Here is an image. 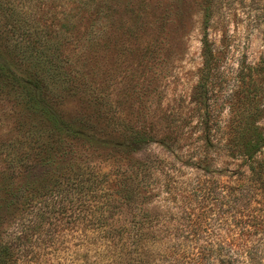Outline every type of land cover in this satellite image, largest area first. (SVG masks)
<instances>
[{"label": "rangeland", "instance_id": "374dc122", "mask_svg": "<svg viewBox=\"0 0 264 264\" xmlns=\"http://www.w3.org/2000/svg\"><path fill=\"white\" fill-rule=\"evenodd\" d=\"M7 3L21 14L36 10L25 0ZM137 3L119 0L112 32H103L102 18L91 37L76 9L80 0L58 1L39 23L79 72L76 84L49 83L57 118L75 133L28 115L22 95H0V229L25 218L18 207L23 196L45 191L54 179L63 184L70 170L84 180L95 170L110 178L98 186L104 194L94 199L93 217L80 207L73 215L66 202H51L48 214L41 208L32 260L123 264L99 232L133 228L142 217L158 243L173 244L177 232H192L190 240L201 244L259 246L264 264V174L253 180L249 170L250 162L264 166V147L253 159L245 155L264 138V0H150L143 13ZM62 25L68 33L54 39ZM205 36L220 63L201 83ZM91 40L98 45L85 50ZM87 89L101 97L104 117L98 122V109L84 97ZM129 132L145 141L128 144ZM119 178L137 197L134 210L120 198L125 184ZM189 210L194 223L185 219ZM249 214L257 220L249 221Z\"/></svg>", "mask_w": 264, "mask_h": 264}, {"label": "trees", "instance_id": "16d2710c", "mask_svg": "<svg viewBox=\"0 0 264 264\" xmlns=\"http://www.w3.org/2000/svg\"><path fill=\"white\" fill-rule=\"evenodd\" d=\"M25 1L34 3L36 10L21 14L9 6L7 0H0V20L5 21L3 23L5 30L0 27V43L4 51V54L1 53L0 55V95H22L24 108L27 110L28 115L33 114L41 123L50 126L58 124V129L61 132L65 131L73 134L75 133L74 128L67 126L55 114L56 108L53 106L52 99L54 97L55 101L56 95L50 90L49 83L58 78V81L64 83L76 84L81 81L78 77L79 72H73L70 59L67 57L61 58V46L57 48L55 44L58 45V42L52 40L53 36L49 31H44V26L47 25L39 27L41 21L44 23L45 15L50 14L52 9H56L57 2L60 0ZM130 4L134 3L131 2ZM44 5L50 7L44 10ZM115 6H119V0H80V5L76 9L79 11V16H81L83 22H87L88 26L85 27V32L90 34V37L96 35L95 32L92 33L93 28L102 18L107 20L103 23V32L105 29L112 32L114 18L119 14ZM149 6L150 0H138L136 9H138V13H143L147 12ZM133 12L136 11L133 10ZM136 15L141 20L145 19L140 14ZM37 16L38 18H36ZM63 25L58 31L54 32V39H60L62 33L64 35L68 33L63 29ZM94 43L95 41L91 40L85 50L91 51L98 45ZM202 54L204 67L201 83L210 77V73L220 63L207 36L203 39ZM83 56L85 58L83 63H88V58L85 55ZM7 57L12 59V62ZM14 63L18 67L14 66ZM64 68H66V71H61ZM82 78L85 81L86 74L84 72ZM84 97L89 104L92 103L98 109L95 111L96 113H93L94 119L96 121L99 118L102 119L104 114L101 112L103 110L101 97L94 95L88 89ZM107 120L109 125L114 122L112 119ZM86 122L88 124L89 121L86 120ZM82 124L83 120H80L71 125ZM20 125L21 123L17 127H20ZM55 129L59 132L56 127ZM125 135L128 137L129 141L127 143L130 145H137L145 141V138H143L145 135L139 132H129ZM76 136H78L77 133ZM122 136L124 137V133H122ZM80 137L82 139V136ZM260 139L256 149L252 147L245 152L249 159H253L259 147H264V138ZM58 143H62V141H58ZM249 170L253 180L255 177H260L264 174L263 162H250ZM70 171L63 184L57 179L54 181V179V184L47 189L45 188V191L23 196L18 207H23L25 218H23V214L21 217H15L7 227L0 229V264H39L32 260V241L37 228H39L37 219L40 217L41 208L46 209L45 214H48L47 207L51 202L53 205L58 202H66L64 205L68 207L73 215L80 207L82 215L84 213V216L88 219L93 217L95 209L93 204L98 205L99 203L95 202L94 199L100 194H104L101 193L102 191L99 190L98 186L101 183L109 182L110 177L107 174L101 176L97 171L92 170L86 174L88 177L84 180L83 173ZM121 182L125 185L120 191V198L128 209L134 210L132 204L137 197L134 196L129 187H125L126 178H123ZM248 206L247 208H249ZM247 217L249 221L257 220V217L252 214ZM105 218L102 215L99 220L103 221ZM195 218L194 211L189 210L186 212L185 219L189 223H194ZM139 220L141 222L130 229L122 226L99 232L104 235L102 239L109 250H116L118 262L121 261L123 264H261L263 250L259 246L216 242L201 244L190 240L194 237L192 232L187 235L177 232L173 235V238L178 241L173 242V244L158 243L156 241L158 235L155 229L147 227V224H145L147 218L143 220L141 217ZM178 238L182 240L179 241Z\"/></svg>", "mask_w": 264, "mask_h": 264}]
</instances>
